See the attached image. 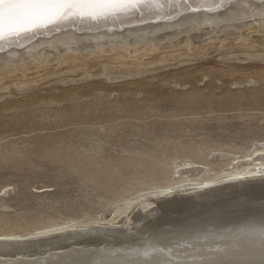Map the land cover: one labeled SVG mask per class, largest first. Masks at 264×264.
<instances>
[{
  "label": "bare ground",
  "instance_id": "obj_1",
  "mask_svg": "<svg viewBox=\"0 0 264 264\" xmlns=\"http://www.w3.org/2000/svg\"><path fill=\"white\" fill-rule=\"evenodd\" d=\"M23 2L0 0V18ZM155 2L163 7L6 34L0 83L25 91L52 65L77 73L91 61L97 69L84 77L117 81L178 56L264 44V0ZM167 166L166 176L123 191L99 212L32 224L0 219V264H264V142L175 155ZM10 189H0V208Z\"/></svg>",
  "mask_w": 264,
  "mask_h": 264
},
{
  "label": "rangeland",
  "instance_id": "obj_2",
  "mask_svg": "<svg viewBox=\"0 0 264 264\" xmlns=\"http://www.w3.org/2000/svg\"><path fill=\"white\" fill-rule=\"evenodd\" d=\"M255 45L178 56L117 81L84 77L91 61L77 73L52 65L25 91L0 83V189L14 187L0 219L99 212L166 176L171 156L264 142V44Z\"/></svg>",
  "mask_w": 264,
  "mask_h": 264
},
{
  "label": "snow or ice",
  "instance_id": "obj_3",
  "mask_svg": "<svg viewBox=\"0 0 264 264\" xmlns=\"http://www.w3.org/2000/svg\"><path fill=\"white\" fill-rule=\"evenodd\" d=\"M162 7L155 0H24L19 10L0 18V38L6 34L19 37L66 21L99 23Z\"/></svg>",
  "mask_w": 264,
  "mask_h": 264
}]
</instances>
